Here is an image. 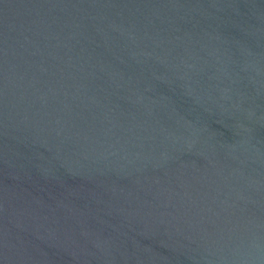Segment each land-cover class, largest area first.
Wrapping results in <instances>:
<instances>
[{"label": "water", "instance_id": "1", "mask_svg": "<svg viewBox=\"0 0 264 264\" xmlns=\"http://www.w3.org/2000/svg\"><path fill=\"white\" fill-rule=\"evenodd\" d=\"M0 264H264V0H0Z\"/></svg>", "mask_w": 264, "mask_h": 264}]
</instances>
